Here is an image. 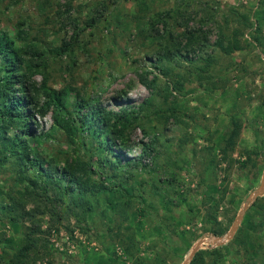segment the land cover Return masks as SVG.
Returning a JSON list of instances; mask_svg holds the SVG:
<instances>
[{
  "label": "rangeland",
  "instance_id": "obj_1",
  "mask_svg": "<svg viewBox=\"0 0 264 264\" xmlns=\"http://www.w3.org/2000/svg\"><path fill=\"white\" fill-rule=\"evenodd\" d=\"M167 11L181 19L175 22L177 17L164 16L163 21L150 22ZM186 26L201 29L208 45L197 44L178 54L170 66L177 67L164 76L155 68L160 43L166 41L162 31L170 33L172 48L183 51ZM235 29L241 50L227 53L214 46L220 31L230 35ZM0 34L40 53L29 78L38 108L47 101V89L64 91L69 104L85 98L89 106L111 112L152 102L125 131L124 141L105 131L100 134V140L111 137L115 151L123 152L118 158L122 163L142 156L144 145L151 150L141 168L130 169L132 177L123 185L128 192L118 202L130 198L131 205L113 211L107 195L93 199L88 194L93 209L84 222L73 218L57 222L31 201L26 211H35L36 219L14 224L7 209L0 214V256L3 251L6 258L13 254L25 227L38 224V255L34 252L30 264H134L137 258L144 262L156 256L181 264L200 241L198 251L223 248L221 264L260 260L261 253L250 250L247 255L241 246H233L236 233L218 247L209 238L216 236L210 229L218 224L225 229L223 235L229 231L262 181L264 40L259 45L253 39L264 36V0H0ZM19 69L23 72L25 64ZM10 71L1 63L0 74ZM140 79H155L153 93ZM178 80L182 87L176 90ZM34 117L36 138L28 143L43 167L62 169L76 155L90 164L99 158L98 152L88 154V140L78 151L66 143L74 144V138L52 128L51 111L44 118ZM236 122L238 136L232 147L227 146ZM16 171L10 165L0 170L4 196L21 187ZM123 175L128 177L126 171ZM111 178L110 172L96 181L106 184ZM208 192L211 200L206 203ZM257 200L245 211L238 229L246 219L257 217L253 208ZM0 202L10 203L3 197ZM213 215L217 225H212ZM250 226L255 228L251 222ZM259 232L262 237L256 235L255 244L264 247V229Z\"/></svg>",
  "mask_w": 264,
  "mask_h": 264
},
{
  "label": "trees",
  "instance_id": "obj_2",
  "mask_svg": "<svg viewBox=\"0 0 264 264\" xmlns=\"http://www.w3.org/2000/svg\"><path fill=\"white\" fill-rule=\"evenodd\" d=\"M164 16L177 17L175 22L181 19L178 18L179 15L176 12L167 11L156 15L150 22L154 24V22L163 21ZM89 23L93 24L95 21L91 20ZM226 25L228 26V24ZM162 34H164L166 41L160 43L155 68L159 69V72L164 76L170 73L174 67H177L176 65L172 68L170 66L171 60L178 57V54L188 53L193 46H197V44L206 45L208 42L206 34L201 29L191 30L186 26L182 33V37L186 39L183 51L174 46L173 50L172 45L169 44L172 41L168 40L170 33L162 31ZM238 36L239 31L237 29L230 35H225L224 32L220 31V38L214 46L227 53L241 50L243 46ZM253 40L261 45L264 36L257 35ZM225 43L227 44L225 45ZM28 50L30 53L17 45L16 41L7 34H0V61L11 70L9 74H0V170L6 165L14 166L17 170L16 183L21 186L20 189H15L13 194L4 196L3 193H0V198L3 197L4 200L10 201V203L5 204L0 202V214L9 209L12 214L11 221L14 224L19 223V220L34 221L36 219L35 211H26V204L32 201L38 206L42 205L43 214L48 215L50 219H56L57 222L64 218L66 220L73 218L78 222H84L86 214L91 213L93 209L91 201L87 197L88 194L93 199L99 195H107L106 201L113 211L122 209L123 204L130 206L132 203L130 198L126 200V203L118 202L128 192L127 189H123V185L132 177L130 169L132 172V170L141 168L142 159L149 157L151 150L149 146L144 145L142 156L134 161L122 163L118 158L123 155V152L115 151V143L112 142L111 137L100 140V134L105 131L113 134L115 139L124 141L125 131L130 128L132 123L136 122L141 110L149 108L152 102L146 100L138 108L128 106L121 109L120 112H111L98 108L94 104L89 106L88 99L85 98H79L69 104L67 94L64 91L57 92L47 89V101L38 108L36 96L33 95L29 85V78L38 66L36 58L40 53ZM28 54L30 57L27 59ZM26 59L28 61H25ZM23 64H25V70L20 72L19 67ZM140 82L153 93L155 79L154 81L140 79ZM175 86L177 88L175 89L178 90L179 87H182V82L176 81ZM167 88L168 86L166 87L168 93ZM167 93L164 92L163 95H167ZM26 107L27 110H25ZM50 111L52 128L61 131L67 138H74V144L66 143L76 147L75 151H78L77 147L79 148V146H87L85 140H88V154L99 153V158L95 163L90 164L82 161L76 155V158L68 162L62 169L51 165L46 168L43 167L39 154L30 147L28 140L36 138L31 126V122L35 121V114L44 118ZM96 125L98 129L95 128ZM238 127L239 124L236 122L235 128L226 141L227 146L232 147L235 144ZM120 169L123 170L122 173H119ZM59 170L61 171L60 176L55 175L54 172ZM125 171L128 177L123 175ZM110 172L112 178L109 179L108 183L96 181V179L101 178L104 180L105 173L109 174ZM110 195L112 198L108 199ZM210 195V192L204 195L206 203L211 200ZM253 208L258 214L257 217L254 221L246 219L243 222L232 239V243L233 246H241L247 255H249L250 250L261 253L260 260L252 264H264V247L261 242L255 244L256 235L262 237L259 231L264 229V196L258 198ZM216 220L213 215L212 225L214 223L217 225ZM250 222L255 224V228L252 230L249 228L251 227ZM25 230L26 232L19 239L20 242L16 249L15 245L7 240L8 244L13 245L11 248L15 251L13 254H9L7 258V253L3 251L0 262L3 264H30L31 261H35L33 254L35 252L38 255L36 250L38 243H40V240L35 237L38 232H41V227L37 224L35 227H25ZM210 231L216 236L225 233V229L219 224L213 226ZM223 252V248H214L207 252L198 251L190 264H221L224 258ZM134 264L168 263L161 256H156L144 262L137 258L134 260Z\"/></svg>",
  "mask_w": 264,
  "mask_h": 264
},
{
  "label": "water",
  "instance_id": "obj_3",
  "mask_svg": "<svg viewBox=\"0 0 264 264\" xmlns=\"http://www.w3.org/2000/svg\"><path fill=\"white\" fill-rule=\"evenodd\" d=\"M264 195V172L262 176V181L258 189L249 197L248 203L244 206L243 210L239 212L238 216L236 217L233 225L229 229V231L221 236V237H216V236H211L209 239L212 241L210 242L211 245H214L216 247L223 245L226 241H229L230 239L233 238L234 234L236 233L239 224L243 218V215L245 211L249 208V206L259 197H262ZM201 241L198 242L195 247L192 249L191 253L188 255V257L181 263V264H190L192 261L194 255L198 252Z\"/></svg>",
  "mask_w": 264,
  "mask_h": 264
}]
</instances>
